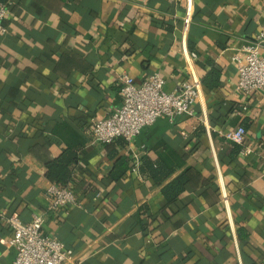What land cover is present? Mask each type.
<instances>
[{
	"label": "crops",
	"instance_id": "obj_1",
	"mask_svg": "<svg viewBox=\"0 0 264 264\" xmlns=\"http://www.w3.org/2000/svg\"><path fill=\"white\" fill-rule=\"evenodd\" d=\"M1 1L0 212L43 214V233L79 264H264V91H237L232 59L264 32V0ZM155 72L166 92L198 87L193 116L94 143L92 123L121 104L119 77ZM239 126L250 154L224 136ZM73 147L76 203L51 211L45 165ZM146 160L174 172L158 185L140 173ZM184 171L185 191L166 203L163 185ZM11 237L0 220V264L14 259Z\"/></svg>",
	"mask_w": 264,
	"mask_h": 264
},
{
	"label": "built area",
	"instance_id": "obj_2",
	"mask_svg": "<svg viewBox=\"0 0 264 264\" xmlns=\"http://www.w3.org/2000/svg\"><path fill=\"white\" fill-rule=\"evenodd\" d=\"M6 15L7 6L0 1V34L6 32ZM189 21L190 12L186 11L184 34L188 30ZM263 47L264 32L261 31L252 44L242 47L243 58L237 55L232 58L237 63L236 90L246 96L264 91V53L260 52ZM119 84L121 104L104 119L92 123L94 143H111L116 138H122L130 144L143 126L154 123L160 117L193 116V104L198 97L195 84L183 82L177 89L166 92L165 81L156 72L139 83L131 76L122 74ZM244 135V128L239 126L224 136L240 145L242 154H250L251 150L243 146ZM137 164H133L132 171L136 170ZM46 191L51 198V211L76 203L75 195L68 187L49 184ZM0 220L12 232L7 244L15 250V256L10 264H79L71 251L64 249L60 240L43 233V214H33L29 222H22L17 216L1 211Z\"/></svg>",
	"mask_w": 264,
	"mask_h": 264
},
{
	"label": "trees",
	"instance_id": "obj_3",
	"mask_svg": "<svg viewBox=\"0 0 264 264\" xmlns=\"http://www.w3.org/2000/svg\"><path fill=\"white\" fill-rule=\"evenodd\" d=\"M213 76L214 74H210L207 78L203 79V84L211 86L210 83ZM120 143L124 144L125 142L120 140ZM239 149L240 147L238 145L235 146V150L238 151ZM78 152V147L66 148L59 156L46 163L45 178L50 184H55L59 187H67L71 180L72 166L78 158ZM128 167L126 159L122 157L117 159L110 172V178L114 181L121 179L128 170ZM139 170L144 177L152 179L158 185L167 180L174 172L172 168H168L161 161L150 162L147 160L142 162ZM190 180L191 175L188 171H184L165 183L161 191L166 203L175 201L185 191Z\"/></svg>",
	"mask_w": 264,
	"mask_h": 264
}]
</instances>
